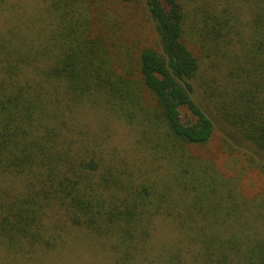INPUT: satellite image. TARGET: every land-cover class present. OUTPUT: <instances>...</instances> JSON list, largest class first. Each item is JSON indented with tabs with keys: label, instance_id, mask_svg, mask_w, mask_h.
I'll return each instance as SVG.
<instances>
[{
	"label": "trees",
	"instance_id": "obj_1",
	"mask_svg": "<svg viewBox=\"0 0 264 264\" xmlns=\"http://www.w3.org/2000/svg\"><path fill=\"white\" fill-rule=\"evenodd\" d=\"M43 1L53 21L0 0V247L33 257L76 229L114 264H264V193L243 189L264 180V0H122L154 32L132 63L103 0ZM112 123L132 146L112 144ZM158 219L190 262L151 255Z\"/></svg>",
	"mask_w": 264,
	"mask_h": 264
},
{
	"label": "rangeland",
	"instance_id": "obj_2",
	"mask_svg": "<svg viewBox=\"0 0 264 264\" xmlns=\"http://www.w3.org/2000/svg\"><path fill=\"white\" fill-rule=\"evenodd\" d=\"M6 3L11 8V11L8 9L9 12L15 13V15L28 17L34 13L38 14L40 11L43 21H53V17L47 12L46 3L43 0H6ZM98 9L99 12L104 15L105 21L108 24L107 27L110 28L109 31L112 33L113 39L118 41L117 50L124 53L123 56L126 57V61H129V63L136 61L135 59L138 57L143 47H152L155 45L151 23L139 3L123 2L122 0H103ZM99 12L97 14H99ZM4 17V13L0 10V25L3 23ZM188 47L196 55H200L199 50L190 43H188ZM204 68L205 66L202 67V70H204ZM215 98L217 97L215 96ZM215 98H213L212 101H215ZM213 115L215 116L216 114ZM215 117L217 124L222 126L223 124L218 116L216 115ZM111 129L114 130L112 131L113 136L111 137L114 146L124 149L132 146L134 134L127 125L112 123ZM230 133H232V139L239 141L234 132L230 131ZM214 145L215 141L212 143L213 148ZM256 153L260 158H264L263 153L259 151H256ZM223 157V159L220 158L219 163L223 165V170L227 173L229 168H227L225 164L228 161H234L237 157L231 155H223ZM230 174L233 176L231 179H235L236 175L232 172H230ZM250 181L254 183L253 186H257L258 184V188L247 186ZM243 189L249 192L250 195L255 194L260 198L261 194L263 195L264 193V180L258 181L255 176L251 175L250 178L244 181ZM260 222L258 221V223ZM183 237L184 235L181 233L180 228L172 219H158L155 221L152 230L150 241L151 249L149 252L152 255L159 250H163V248L175 250L177 247H180L182 254H186V260L190 262L196 250L193 245L186 248L184 243L181 244L180 242L183 240ZM113 261V254L103 249L96 238L91 237V235L86 232H79L76 229H73L72 232L68 234L65 244H63L61 248L54 251L37 252L33 257L25 256L21 252L13 253L0 247V264H114ZM201 261L200 255H197L192 262L201 264Z\"/></svg>",
	"mask_w": 264,
	"mask_h": 264
}]
</instances>
